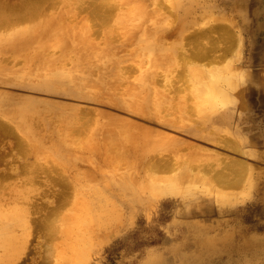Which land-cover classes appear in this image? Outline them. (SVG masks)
Masks as SVG:
<instances>
[{"label": "rangeland", "instance_id": "rangeland-1", "mask_svg": "<svg viewBox=\"0 0 264 264\" xmlns=\"http://www.w3.org/2000/svg\"><path fill=\"white\" fill-rule=\"evenodd\" d=\"M36 1L0 0V264H264V0ZM176 45L210 52L168 71ZM217 45L231 48L220 61ZM133 63L148 75L123 73ZM169 74L187 88L165 92ZM132 102L165 109L147 118ZM167 108L185 117L164 122ZM125 122L177 140L178 176L104 148ZM186 157L194 170L243 160L248 176L222 187L208 166L180 179ZM37 194L29 235L22 211Z\"/></svg>", "mask_w": 264, "mask_h": 264}, {"label": "bare ground", "instance_id": "bare-ground-1", "mask_svg": "<svg viewBox=\"0 0 264 264\" xmlns=\"http://www.w3.org/2000/svg\"><path fill=\"white\" fill-rule=\"evenodd\" d=\"M42 1H44V0H37L36 1V3H40V2H42ZM48 1V0H47ZM46 1V2H47ZM49 1H51V0H49ZM92 3H94V2H92ZM91 2H90V4H92ZM48 6L49 5H47V8H48ZM158 6V5H157ZM96 7V6H95ZM119 7V6H118ZM51 8V7H50ZM111 8V7H110ZM113 8V7H112ZM115 8V7H114ZM94 9V8H93ZM101 9H102V7H101ZM122 9V8H121ZM47 10V9H46ZM97 10V9H96ZM83 11H84V9H83ZM37 12H34V10H32L31 9V11L29 10L28 12H27V16H29V17H34L35 16V14H36ZM80 13V12H79ZM83 13V12H82ZM107 13V12H106ZM94 15H95V13H93ZM99 13H97V15H98ZM81 15V14H80ZM96 15V17H98ZM92 16V15H91ZM101 16V15H100ZM17 18H23V15H21V16H19V14H18V16H16ZM26 16H24V18H25ZM36 17V16H35ZM93 17V16H92ZM27 19V18H26ZM94 19V18H93ZM98 19V18H97ZM100 19V21L103 19H101V18H99ZM95 20V19H94ZM6 22H0V27H5V24ZM102 23H104L103 21H102ZM170 23V22H169ZM173 23V22H172ZM91 24V23H90ZM93 24H95V23H93ZM93 24H91L92 25V27H93V29L95 30V28H94V26H93ZM64 27V26H63ZM91 27V28H92ZM55 28V27H54ZM58 28H59V26H58ZM98 29V28H97ZM223 29V28H222ZM100 30V29H99ZM225 29H223L222 31H224ZM227 30V29H226ZM21 31V30H20ZM25 31V30H24ZM46 31V30H45ZM93 31V30H92ZM211 31V30H210ZM230 31V30H229ZM23 32V31H22ZM207 32V31H206ZM205 32V33H206ZM228 32V31H227ZM53 33V32H52ZM149 33V32H148ZM229 33V32H228ZM228 33H225V34H228ZM96 33H93L92 35H95ZM99 34V33H98ZM100 35V34H99ZM106 35V34H105ZM229 36H230V34H228ZM231 35H233V33L231 34ZM235 35V34H234ZM96 36V35H95ZM98 36V35H97ZM105 37V36H104ZM108 38H110V37H108ZM113 38V37H112ZM127 38V37H126ZM233 38H234V36H233ZM124 39V38H123ZM11 40V39H10ZM113 41V40H112ZM237 41V40H236ZM118 42V41H117ZM9 43V42H8ZM215 45V44H214ZM26 46V45H25ZM185 46V45H184ZM211 46V45H210ZM22 47V46H21ZM58 47V46H57ZM60 47V46H59ZM188 47V46H187ZM195 47V46H194ZM208 48H209V46H208ZM174 50H175V52L174 53H176L175 55H174V58H173V61L172 62H170V67H168L169 69H168V71H170L171 69H174V68H177V67H179L180 68V66L182 65V66H185V65H183V64H185V62L186 61H188L189 60V57H191V58H193L194 60L195 59H198V60H200V59H206L207 57H208V54H206L207 52L206 51H208V53L210 52V49H207L206 47L204 48L203 47V45H200L199 47H197L196 46V48L195 49H190V52L189 53H186L184 50H183V48L182 47H178V45H176V46H174V48H173ZM189 49V48H188ZM205 49V50H204ZM207 49V50H206ZM212 49H214V50H219V51H221V53H219V54H214V55H211L212 56V58H210V59H212V60H215V61H220L221 59H223V57L227 54V53H229V50L231 49V48H229V45H225V48H220L218 45L217 46H214V47H212ZM66 50V49H65ZM92 50V49H91ZM187 50V49H186ZM188 51V50H187ZM216 52V51H215ZM179 55V56H178ZM70 56V55H69ZM72 57H73V55H71ZM227 56V55H226ZM225 58V57H224ZM72 59V58H71ZM140 59V58H139ZM144 59V58H143ZM164 60V59H163ZM168 60V59H167ZM139 61V60H138ZM137 62V61H136ZM190 62V61H189ZM193 62V61H192ZM201 63V62H200ZM228 63V62H227ZM132 64H130V66H131ZM137 65V64H136ZM145 65V64H144ZM180 65V66H179ZM134 66V67H133ZM143 66V65H142ZM146 66V65H145ZM174 66V68H172ZM191 66V65H190ZM228 66V65H227ZM122 67H125V65L124 66H122ZM192 67V66H191ZM195 67V69H196V66H194ZM194 67H192V68H194ZM129 69L128 70V72H129V74H131V73H133L134 71V75H135V73H136V71H137V68L135 67V65H134V63H133V65H132V68L131 67H129V64L127 65L126 64V68L124 69V72L123 73H125L127 70L126 69ZM135 68V70H133ZM143 68H145V67H143ZM155 68H157L156 70L155 69H151V72H152V70H153V73H150L151 75H153L154 76V74L156 75L159 71V68H158V66H156L155 65ZM218 68V67H217ZM216 68V69H217ZM123 68H121V66H120V70H122ZM149 69V70H150ZM180 69H182V67L180 68ZM179 69V70H180ZM199 69H201V71H202V68L200 67ZM155 70V71H154ZM178 70V71H179ZM139 71H141V68L139 69ZM139 71H137V73H141V74H147L146 73V69H143L142 71H143V73L142 72H139ZM145 71V72H144ZM157 71V72H156ZM163 71V70H162ZM165 71H167V68H166V70ZM172 71V70H171ZM181 71V70H180ZM121 72V71H120ZM128 72H126L127 73V76H130L131 77V75H129L128 74ZM156 72V73H155ZM193 72H195V71H193ZM213 72V71H212ZM215 72V71H214ZM122 73V74H123ZM167 73V72H166ZM178 72H176V74H177ZM149 74V75H150ZM176 74L174 75V76H170V74L169 75H167L166 77H164V84H165V86H163L164 88V90H166L165 92H167V90L170 92V91H181L182 89H180L181 87L183 88V87H186L187 86V83H185L184 82V84L186 85V86H183L182 84H178V85H176V80L177 81H181V80H178L177 79V77H176ZM200 74H202V75H204L203 73H200ZM148 75V74H147ZM193 75H194V73H193ZM94 76H96V75H94ZM149 78H151L150 76H148ZM204 77V76H203ZM179 78V77H178ZM205 78V77H204ZM163 79V78H162ZM151 81H152V79H150ZM155 79H153V81H154ZM185 81V80H184ZM155 83L157 82V79L154 81ZM153 82V83H154ZM182 82V81H181ZM128 85V84H127ZM126 85V86H127ZM179 85H181V87L179 86ZM122 86V85H121ZM191 87V86H190ZM194 87V86H193ZM234 87V84H231V85H229L228 86V88L227 87H224V86H221L220 88H219V101H216L217 103H218V105L220 106V104L221 103H226L227 102V100H230L229 99V95H228V93L226 92V91H228V89L229 90H231V89H234L233 88ZM187 88V87H186ZM191 89V88H190ZM196 89V93H197V95H198V90H197V88H195ZM194 89V90H195ZM183 90H185V88L183 89ZM194 90H193V92H194ZM186 91V90H185ZM162 92V91H161ZM164 91L162 92V93H165ZM169 92H168V96H169ZM200 92V91H199ZM202 92V91H201ZM205 92V91H204ZM161 93V94H162ZM180 93V92H179ZM182 93V92H181ZM183 93H184V91H183ZM187 93V92H186ZM195 93V94H196ZM159 94H160V92H159ZM202 94V93H201ZM205 94V93H204ZM167 95H162V96H166V97H168ZM170 95H171V92H170ZM184 97V96H183ZM201 99V98H200ZM136 100V99H135ZM134 100V101H135ZM232 100V99H231ZM157 103H160L161 104V102H166L165 100L163 101H161V100H157L156 101ZM169 102V101H168ZM232 102V101H231ZM132 103H134V105H132ZM131 103V105H129L131 108H133V111L134 110H136V112H139V114H141V115H143L144 117H147L148 118V115L151 113L152 115H154V113H157L158 114V111L159 110H157V108L158 107H156L155 105V108L153 109V106H151L150 105V103H148V102H145V104H143V103H140V102H137V103H135V102H132ZM170 103V102H169ZM163 104H165V103H163ZM170 104H172V103H170ZM172 106H173V104H172ZM231 107V106H230ZM130 108V109H131ZM160 108V110H161V112H159V114H161V113H163L162 112V106H160L159 107ZM158 108V109H159ZM173 108H175V107H173ZM222 108V107H221ZM163 109H165V108H163ZM224 109H226V108H224ZM132 110V109H131ZM179 110V109H178ZM196 110V109H195ZM164 111V110H163ZM167 111V112H166ZM166 111H165V113L166 114H164V115H161V118H162V120L164 121V122H167V123H180L181 121H182V118H184L185 116H182L180 113V117H178L179 115H177V116H174V114H170V112H168L169 111V109L167 108L166 109ZM154 112V113H153ZM179 112H181L182 113V110L181 111H179ZM178 113V112H177ZM185 113H187V111H184V113H183V115H185ZM150 114V115H151ZM85 115V114H84ZM114 117V116H113ZM154 117V116H153ZM155 118V117H154ZM117 121H119V122H121L120 120H117ZM119 122H115V124H117V123H119ZM141 122V121H140ZM84 124L86 123V122H83ZM134 123V122H133ZM120 124H122V123H120ZM120 124H118V125H120ZM91 125H93V124H91ZM91 125H89V126H91ZM113 126H114V128H118V130L120 129L119 127H117V125L115 126L114 125V123L112 124ZM112 125H110V127L112 126ZM123 125V124H122ZM121 126V125H120ZM154 126V125H153ZM2 129H4L5 127H6V125H3V126H0ZM106 127V126H105ZM107 127H109V126H107ZM106 127V128H107ZM124 129H120L121 131L120 132H118V136H115L116 135V132L115 133H113V135L112 136H105L106 138H105V140H106V146L104 147L105 149L106 148H108V147H110V148H112V150H113V152H115V159L116 160H118V161H121V162H123V163H127L128 161H132V160H130V159H135V157H141V159H139L137 162L139 163V161L140 162H142V165H146V167H147V171L149 172V173H153V174H156V173H160V172H170V173H173V175H175V176H178L177 175V162H176V160L173 158V152L174 151H177L178 149H180V146L177 144L178 142H177V140H174L173 138L172 139H164L162 136H160V135H158L157 133L156 134H154V133H152V132H150V131H148L145 127H142L141 125H136V124H129V123H127V122H125L124 123ZM162 129V128H161ZM75 130V129H74ZM73 130V131H74ZM117 130V129H116ZM117 130V131H118ZM77 131H79V130H77ZM107 132L106 133H110V131H111V129H110V131L108 132V130H106ZM113 131V130H112ZM105 132V131H104ZM104 132H102V133H104ZM75 133V132H74ZM79 134H80V131H79ZM79 134H77V135H79ZM93 134H95V133H93ZM105 134V133H104ZM115 134V135H114ZM165 134V133H164ZM83 135V134H82ZM84 136H88V135H84ZM104 136V135H103ZM79 137V139H80V137L81 136H78ZM90 137V136H89ZM86 138V137H85ZM93 138H95V137H93ZM101 138V137H100ZM82 139H83V137H82ZM116 139H119V140H116ZM101 140V139H100ZM103 140V139H102ZM115 140L117 141V146H114V147H112V146H110L111 145V142H113L114 141V143H115ZM75 142H76V140H75ZM77 143H78V141H77ZM224 143L228 146V148H231V149H233L234 151H236V152H238L239 151V146H238V144H237V142L235 141V140H233V139H231V138H229L227 141L225 140L224 141ZM148 144H150L151 146L152 145H154V147L156 146V147H160V150L159 149H157V151L159 150V152H155L156 151V149L155 148H153L155 151H153L152 150V148L151 147H147V148H145V147H143L144 145L146 146V145H148ZM78 145V144H77ZM102 145H104V144H102ZM102 148V147H101ZM183 147H181V149H182ZM187 149V148H186ZM241 149V148H240ZM111 150V149H110ZM11 155V154H10ZM110 156V155H109ZM112 156V155H111ZM182 157V156H181ZM183 158V157H182ZM187 159H185L184 160V166H183V168H184V174H179L180 173V171H179V178L180 179H183V177H184V175L185 176H187V177H190V178H192V181H194L195 180V178L197 179V180H201V178H202V176H207V174H208V171L207 170H204V167H210V166H216L217 168L216 169H212V170H210V175H208L209 176V179H210V181H213V182H215V183H217V184H219V185H221L222 187L223 186H225V185H229L230 187H235V186H237L240 182H244L243 180L245 179V178H243L245 175V177H247L248 175H247V170H248V166H245L246 164H244L243 163V160H242V162L241 161H239V160H235V159H227V160H225L224 158H220V160H218V161H216V163H210V164H205V163H202L201 161H198V163L199 162H201V164H199V165H197V167H196V169H199V168H201L200 170L203 172V174L201 175V173L200 172H196L194 169H193V166L194 165H192L191 163L194 161V159H191L190 157H186ZM114 159V160H115ZM179 159V158H178ZM112 159H110V161H111ZM113 160V161H114ZM137 160V159H136ZM183 160V159H182ZM118 161H117V163H118ZM192 161V162H191ZM137 162H135V163H137ZM116 163V162H115ZM134 163V164H135ZM194 163V162H193ZM119 164V163H118ZM186 164V165H185ZM115 165V164H114ZM120 165H121V163H120ZM122 166V165H121ZM182 167V166H181ZM208 167V168H209ZM214 168V167H213ZM14 170V169H13ZM15 171V170H14ZM192 172V173H191ZM188 173H190V174H188ZM4 174V173H3ZM207 176V177H208ZM51 177H53V176H51ZM175 178H178V177H175ZM208 179V178H207ZM30 181V180H29ZM51 181V180H50ZM54 181V180H53ZM3 182H5V180L4 179H0V191H4L5 190V184H3ZM36 182V181H35ZM208 182H209V180H208ZM39 184V183H38ZM27 192L29 193V192H32V190H30V189H28L27 190ZM39 194H37V195H34L33 197H31V196H27V203H29L31 206V208L29 207V206H25L24 207V210L22 211V222H23V225H24V229L27 231V233L30 235V233H31V224H32V222H34V221H36L35 219H37V218H39V216L37 215L36 216V214H38L37 212H36V210L38 209L37 207L38 206H36V203H38V202H36V203H34L35 201V196H38ZM52 202V201H51ZM6 202H4V204H5ZM51 204V203H50ZM5 205H7V203L5 204ZM22 206H24V205H21V207ZM5 206L4 205H2V204H0V211L2 212V210H3V208H4ZM35 208H37L36 210H35ZM21 212V211H20ZM37 217V218H36ZM40 219H42V218H40ZM46 219V218H45ZM43 220V219H42ZM41 220V221H42ZM45 224H47V226H51V223H49V222H45ZM48 231H52L49 227H48V229H47Z\"/></svg>", "mask_w": 264, "mask_h": 264}, {"label": "trees", "instance_id": "trees-1", "mask_svg": "<svg viewBox=\"0 0 264 264\" xmlns=\"http://www.w3.org/2000/svg\"><path fill=\"white\" fill-rule=\"evenodd\" d=\"M113 264V263H112Z\"/></svg>", "mask_w": 264, "mask_h": 264}]
</instances>
